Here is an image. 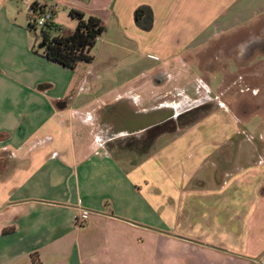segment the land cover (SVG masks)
I'll list each match as a JSON object with an SVG mask.
<instances>
[{
  "label": "crops",
  "instance_id": "1",
  "mask_svg": "<svg viewBox=\"0 0 264 264\" xmlns=\"http://www.w3.org/2000/svg\"><path fill=\"white\" fill-rule=\"evenodd\" d=\"M34 2L116 33L90 63L49 62ZM262 24L264 0H0V264H264V117L240 121L210 85L233 106L264 103ZM129 50L136 66H117Z\"/></svg>",
  "mask_w": 264,
  "mask_h": 264
},
{
  "label": "trees",
  "instance_id": "2",
  "mask_svg": "<svg viewBox=\"0 0 264 264\" xmlns=\"http://www.w3.org/2000/svg\"><path fill=\"white\" fill-rule=\"evenodd\" d=\"M44 7L36 2L30 6L28 29L34 33V52L49 62L68 69H75L80 63H90V50L105 31L102 21L94 16L69 10L68 15L76 21L73 30L57 27L52 22L36 27V18L43 13ZM134 23L137 28L148 32L152 29L153 15L148 6H140L134 11Z\"/></svg>",
  "mask_w": 264,
  "mask_h": 264
},
{
  "label": "rangeland",
  "instance_id": "3",
  "mask_svg": "<svg viewBox=\"0 0 264 264\" xmlns=\"http://www.w3.org/2000/svg\"><path fill=\"white\" fill-rule=\"evenodd\" d=\"M68 12H69V8H66L64 5L63 6H59V7H57L55 9V11H54L55 20L58 23V25L60 26V28H63V29H71V28H73V27H68L69 26L68 25L69 23L72 24L75 21L74 19H72L68 15ZM259 27H262L264 29V25L263 24L260 25ZM115 33H116V31L114 30V27L112 26V24H109L107 26V24L105 23V31L100 36V38L97 40V42L93 46V48L90 50V53L89 54L91 56H93V57L95 56V59H97L99 57L100 53H101V45L104 42V40H110V38L113 37L115 35ZM247 33H248V30H246L243 34L246 35ZM239 35H240V33H239ZM101 40H102V42H101ZM107 45H108V48H109V47H112L113 43L108 41L107 42ZM213 50L215 51V46H213ZM144 54H146V53H144ZM144 57H145V59H144V66H143V72H144V74L138 77V81L137 82H139V83L145 82L146 85H150V84H152V80H153L152 76H153V74L155 72V68L152 67V64H155L156 62L154 61L155 58H151V57H148L146 55H144ZM138 59L139 58L136 57V54H132L131 50H129L128 51V55L127 54H123L122 56L119 55V56L116 57L115 60L118 61L117 66H123V67L124 66H129V67H131L133 65L136 66V62H137ZM116 61H115V63H116ZM217 63H220V69H221L222 64H223V59L220 58L218 60V62H216V64ZM231 65H232V63L229 61L228 66H231ZM119 70L120 69L113 71L112 75L110 76L111 82H116V83L119 82V80H120V77H119L120 74H118V71ZM192 72H193V74L190 75L191 76V81L190 82H194L195 81V78H197V77H203L204 76V75L198 73L195 69L192 70ZM214 75H215V77H217L219 79L220 76L222 75V72L215 73ZM129 78H130V76H129ZM167 81H168V79H167ZM170 81L171 80H169V82ZM210 85H211V88H213L214 95L215 96L218 95L219 96V100L227 108H229L233 112V115L234 116H236V117L239 116L240 121L244 120V119H241V117H240V114H242V113H246L248 116H250L251 117L250 120L253 123H256L257 121H261V119L264 117V103H261L260 102L261 100H260L259 97H257V98L251 97V99L249 100V102L245 104L246 106L245 107L242 106L240 108L239 106L238 107L233 106L232 103L229 102L230 99H227V97L226 98L225 97L221 98L222 95L220 94V91H223V90L218 89V88L216 89L217 84H216L215 81H212V83H210ZM257 85H260V84H257ZM261 86H264V85H261ZM129 87L132 89L133 88V83H130ZM262 91L264 93V89ZM210 96H212V94H210ZM240 96H242V98H247L249 96V93H247V92L244 93V94L241 93ZM147 104H148V101H146V104L145 105H147ZM218 105L219 106L216 107L218 110H216V111L219 112L222 116H224L225 114H224L223 107L220 104H218ZM257 106H259V108H257ZM235 107L237 109H235ZM164 113L165 112L162 111L161 112V115H163ZM141 121L142 120H139V122H141ZM133 123L134 122L131 119H129V121H126L123 124V126H124V128L131 129L134 126ZM216 125H217V122L216 121H209L208 123L204 124L202 127H203V129H207L210 132L213 127H216ZM241 129L243 131H245V132H248L246 130V128H245L244 125L241 126ZM243 135L244 134L242 133L241 136L243 137Z\"/></svg>",
  "mask_w": 264,
  "mask_h": 264
},
{
  "label": "built area",
  "instance_id": "4",
  "mask_svg": "<svg viewBox=\"0 0 264 264\" xmlns=\"http://www.w3.org/2000/svg\"><path fill=\"white\" fill-rule=\"evenodd\" d=\"M57 8L56 5L44 8L43 13L40 14L37 18H36V27L39 29L41 27H43L46 23L48 22H52V17H53V13L55 11V9ZM88 213L86 212H81V214L76 215L74 217L75 222L79 225V223L85 222L88 219Z\"/></svg>",
  "mask_w": 264,
  "mask_h": 264
}]
</instances>
